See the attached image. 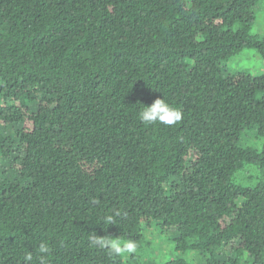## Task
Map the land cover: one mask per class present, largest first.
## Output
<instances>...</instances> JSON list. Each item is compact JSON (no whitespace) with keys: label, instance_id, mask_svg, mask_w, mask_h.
Segmentation results:
<instances>
[{"label":"trees","instance_id":"trees-1","mask_svg":"<svg viewBox=\"0 0 264 264\" xmlns=\"http://www.w3.org/2000/svg\"><path fill=\"white\" fill-rule=\"evenodd\" d=\"M260 12L0 0V264H39L42 241L49 264H264V73L227 65L245 48L264 59ZM163 97L182 120L144 125ZM153 228L170 243L154 255ZM93 233L137 250L112 255Z\"/></svg>","mask_w":264,"mask_h":264},{"label":"clouds","instance_id":"clouds-1","mask_svg":"<svg viewBox=\"0 0 264 264\" xmlns=\"http://www.w3.org/2000/svg\"><path fill=\"white\" fill-rule=\"evenodd\" d=\"M183 114L178 109L169 104L166 99L157 98L151 105H146L139 110L138 118L144 125L162 124L166 126H173L182 120ZM115 215H119L116 213ZM101 222L105 225H111L115 223L113 215H106L102 218ZM89 242L92 246L99 248H106L110 254L115 256L126 257L129 254L135 253L137 250V244L129 239L123 241L119 238H112L106 235H97L93 233L89 236ZM52 249L47 242H41L38 248L37 260L39 264H49L48 255ZM33 255L31 252L24 256V261L31 262Z\"/></svg>","mask_w":264,"mask_h":264},{"label":"rangeland","instance_id":"rangeland-1","mask_svg":"<svg viewBox=\"0 0 264 264\" xmlns=\"http://www.w3.org/2000/svg\"><path fill=\"white\" fill-rule=\"evenodd\" d=\"M258 25H254V31L264 34V13L260 12L257 15ZM231 72H238L240 70L248 71L253 75H258L264 73V59L261 54L254 48H245L240 54L234 56L227 63ZM248 172V171H247ZM146 236L153 239L155 244L154 249L150 252L151 254H156L159 251V248L165 250L170 247V243L163 242L164 237L162 238L156 229L148 230ZM171 234H167L166 238L170 237ZM157 243H160L157 245ZM189 263L190 264H203L204 255L200 252H189L188 253Z\"/></svg>","mask_w":264,"mask_h":264}]
</instances>
